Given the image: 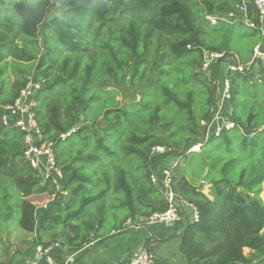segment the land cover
Returning <instances> with one entry per match:
<instances>
[{
	"label": "trees",
	"instance_id": "trees-1",
	"mask_svg": "<svg viewBox=\"0 0 264 264\" xmlns=\"http://www.w3.org/2000/svg\"><path fill=\"white\" fill-rule=\"evenodd\" d=\"M242 3L245 16L236 8ZM9 7L6 20L0 21V106L12 105L31 76L15 73L4 97L7 60H36L31 77L41 88L33 97L32 112L44 139L53 144L61 172L58 191L54 176L42 180L24 160L23 135L0 119V177L20 198L15 209L5 202L9 195L3 196V220L50 238L31 250L57 244L84 254L108 239L136 233L123 229L128 219L167 208L161 187L150 181L152 172L170 156L191 157L195 152L190 149L200 143L208 193L202 192L203 184L174 174L178 167L169 186L177 200L195 204L198 220L191 221L184 212L179 231L165 237L149 232L143 247L178 238L180 264H264V68L227 72L230 97L223 115L234 128L206 141L199 137L216 116L211 80L222 60L199 90L194 87L201 84L203 51L223 52L236 61L229 51L235 25L247 29L242 39L254 38L252 53L259 32L245 21L258 25L259 20L251 0H13ZM207 16L216 18V24ZM39 40L44 53L37 58ZM30 44L33 50L27 49ZM185 60L188 72L179 68ZM99 72L105 76L98 77ZM127 81L139 99L108 107L105 100L115 86ZM96 105L102 124L98 117L88 119ZM72 137L76 142L67 151L61 145ZM155 146L167 148V154L151 155ZM38 196L46 197L42 205L32 201ZM108 211L125 215L116 216L105 235ZM154 261L170 264L162 257Z\"/></svg>",
	"mask_w": 264,
	"mask_h": 264
},
{
	"label": "built area",
	"instance_id": "built-area-1",
	"mask_svg": "<svg viewBox=\"0 0 264 264\" xmlns=\"http://www.w3.org/2000/svg\"><path fill=\"white\" fill-rule=\"evenodd\" d=\"M253 7L258 14L259 24H255L252 21H245V25L249 29H255L259 32L258 42L253 46L251 59L241 64L238 61H234L231 57L226 56L225 53H216L210 51L202 52V65L200 72L202 75L210 77V73L213 67L216 65L217 60H222L218 71V76L211 80V85L215 89V104L216 108L221 109L225 107L229 100L230 85L226 78L228 71L240 72L247 74L250 72L256 73L259 67L264 68V0H251ZM236 8L244 16L247 13V9L244 3L237 5ZM206 20L212 25L216 24V18L207 16ZM41 85L38 82H34L33 78L27 77V82L20 90L18 98L12 105L0 106L1 123L6 128H16L23 135V158L29 164V166L36 171V174L46 180L51 176L53 184H57L56 189L61 190L58 182L61 180V172L56 168L53 154V144L44 139L41 128L37 125L32 108L34 106L33 97ZM217 113V111H216ZM221 113V110H220ZM223 122H216L220 120ZM213 125L211 134L214 137H218L223 130H232L234 124L229 120L217 115L209 126ZM208 127V126H207ZM76 128L71 129L67 134L61 136V140H64L71 133L75 132ZM168 149L163 146H155L151 149V155H165ZM179 159L175 157H168L158 170L152 172L150 181L153 185H159L163 191V195L167 202V208L164 211L156 212L146 218H138L136 220L128 219L124 224V230L138 232L142 228L151 227L156 225L172 226L174 224L181 223L182 215L184 212H188L191 221L198 220V211L195 204L179 199L171 193L169 186L172 180L173 172L178 167ZM201 184L204 185L202 182ZM66 196V192H62ZM53 247H58L57 244L48 246L46 248L42 246L35 247V256L33 259L25 262V264H41L44 260L45 264H55L53 258L50 256V251ZM80 251L65 258L63 264H75V256ZM120 264H155L154 256L144 247L140 246L133 252H131L127 258Z\"/></svg>",
	"mask_w": 264,
	"mask_h": 264
},
{
	"label": "rangeland",
	"instance_id": "rangeland-1",
	"mask_svg": "<svg viewBox=\"0 0 264 264\" xmlns=\"http://www.w3.org/2000/svg\"><path fill=\"white\" fill-rule=\"evenodd\" d=\"M4 1H5V6L3 5L2 7H0V21H3L4 19L6 20L5 16L7 15V9L10 8L9 7L10 1H13V0H4ZM124 1H127V0H124ZM245 32H247V29L243 25H240V24L235 25V33L232 36V39H231L232 41L229 47V51L232 53L235 60L238 61L239 63H244V62L246 63V61L250 59L251 57L250 45L252 42L255 41L254 38L242 39L240 37V34L245 33ZM166 41L168 40H159L157 42L165 43ZM219 41H220L219 39L216 40L217 43ZM38 47H39V50L35 51L37 58H39L44 53L42 50V45H41L40 40L38 42ZM27 49L33 50L34 48L32 44H30L27 46ZM98 52H100V50H98ZM36 64H37L36 60L30 63H16V62L7 60V63L5 65V71H4L5 73L2 77V79L6 81V87H5L6 90L3 96L5 97L7 93L10 91L13 81L15 80V73L23 71L24 77L29 76V75L32 76L34 74ZM179 68L188 72L190 70V67H188V61L185 60L183 62V65ZM193 72L196 73V70L194 69ZM101 76L104 77L105 75L99 72L98 77L101 78ZM205 77L207 76L202 75V73L199 74L198 79L201 80V84L194 85V87L197 88V90H199L203 86L202 83H204ZM115 87L116 88L114 89V93H112V96L115 97L114 101L110 99V97H112L111 94L109 95L110 97H108L105 100L106 101L105 103L107 104L108 107L110 105H114L115 102H118L119 104L118 107H122L125 103L139 99V94L133 87H131L129 81H127L126 83H123L122 85L115 86ZM97 107H98L97 105L94 107V109L92 110V113L88 115V119L91 120L93 119V117H98L99 123L102 124L103 123L102 116H101L102 113L98 114ZM220 110H221V113H220ZM224 111H225L224 107L222 109L221 107L220 108L217 107V113H216L217 117L223 118ZM225 119L226 117L224 118V120ZM220 122H223V121H221L220 119ZM90 124L91 122L88 121L85 125L89 126ZM212 128H213V125L212 126L208 125L207 129L205 130V133L203 132V134L200 135L199 140L201 138H204V141L208 140L211 136ZM75 142H76V137H72L66 143H63L61 146L67 151H69L71 149V146L73 145V143L75 144ZM194 145L195 146L197 145L199 148L192 149ZM194 145L192 146L190 151L195 152V154L186 159H183V158L179 159L178 168L174 172V174L181 172L183 176L187 178V180L191 184L201 185L202 180L204 176L206 175V170H207V169H203L204 159L206 157L203 158V156L198 153L200 152L199 150L201 149L202 144L197 143ZM188 153L189 152H186V154ZM205 161L208 162L207 159ZM107 170H109L112 173L113 167L109 166ZM208 188H209L208 183H205L201 190L204 194H207ZM5 194L9 195L5 202L9 203L11 206H14L16 209V206L20 198L18 197L17 192L15 188L12 186V184L8 180H5L2 177H0V264H19V260L21 259V257H23L28 252H30L34 244H36L39 240L43 242H47L49 241L50 238L49 236H45L40 233L24 232L18 226L15 220L5 222L3 220V214L6 212V206L3 204V196ZM260 197L261 199L264 198V195L262 194V192L260 194ZM32 201L37 203L38 205H42L46 201V197L38 196V197L33 198ZM124 215H125V212L123 211H113V212L108 211L106 215L107 221L105 224L104 234L105 235L108 234L109 228L115 223L117 217L122 218ZM158 227H161V225H156L155 227L151 226L149 230L147 227H145L144 230L138 231L136 233L149 234V232L152 233V231L159 233L161 231H159ZM130 234H133V233H129V234L124 233V234H121L120 236H116L111 239H108V241L109 240L112 241L120 237L123 238L125 236L126 238H128V235ZM107 242L102 244V246L99 245V247L100 246L102 248L106 247ZM178 246H179L178 238L171 239L170 241H168L166 245L167 249L165 250L167 254L170 255L169 259L173 260V261L169 260L170 264L178 263L179 259L181 258L179 251H178ZM65 249L67 248L65 247ZM94 249L95 250L87 249L88 251H86L84 254H81V252L77 253V255L75 256V260H77L75 264H95L98 260V256H93V255H100V250H98L96 247ZM145 249L147 250L150 249L152 254H157L159 246H154V247L149 246V247H146Z\"/></svg>",
	"mask_w": 264,
	"mask_h": 264
},
{
	"label": "crops",
	"instance_id": "crops-1",
	"mask_svg": "<svg viewBox=\"0 0 264 264\" xmlns=\"http://www.w3.org/2000/svg\"><path fill=\"white\" fill-rule=\"evenodd\" d=\"M216 122H220V120H217ZM261 192L264 195V181L261 185ZM262 197V196H261ZM263 202H264V198H262ZM179 224V223H178ZM174 224L172 226H168V227H163L159 228V231L163 232V237L167 236L168 234H171L174 231H179V227H181V225L179 224ZM264 231V229H263ZM148 237V234H138V233H133L128 235V238L125 237H120V238H116L112 241H108L106 247L102 248L101 246L96 247L98 250H100V255H93V256H98V260L95 264H120L121 262H123L127 256L133 252L134 250H136L138 247L143 245V241L145 238ZM168 242H157V243H152L150 246H159L158 249V255L156 254V256L154 255V257H162V258H166L171 261H173L170 258V255L167 254L166 250ZM36 246H41V245H36ZM35 246V247H36ZM35 247L28 252L26 255H24L23 257H21V259L19 260V264H25V262L31 260L34 258L35 256ZM61 247H53L52 250L50 251V256L53 258L55 264H63L64 260L66 257L71 256L72 254H74L75 252H73L72 249H65V248H61ZM93 249V248H90ZM89 249V250H90ZM95 250V249H93ZM54 253V255H53ZM153 255V254H152ZM172 256V255H171ZM77 261V260H76ZM181 262V258L179 259L178 263L175 264H180ZM76 263V262H75Z\"/></svg>",
	"mask_w": 264,
	"mask_h": 264
},
{
	"label": "water",
	"instance_id": "water-1",
	"mask_svg": "<svg viewBox=\"0 0 264 264\" xmlns=\"http://www.w3.org/2000/svg\"><path fill=\"white\" fill-rule=\"evenodd\" d=\"M206 173H207V170H206Z\"/></svg>",
	"mask_w": 264,
	"mask_h": 264
}]
</instances>
